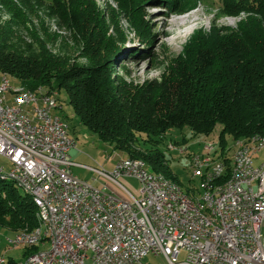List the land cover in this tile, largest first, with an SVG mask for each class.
<instances>
[{
	"label": "trees",
	"instance_id": "trees-1",
	"mask_svg": "<svg viewBox=\"0 0 264 264\" xmlns=\"http://www.w3.org/2000/svg\"><path fill=\"white\" fill-rule=\"evenodd\" d=\"M114 1L128 22L141 29L149 26L145 12H141L144 7L183 15L197 5L216 3L223 16L245 12L264 21V0ZM0 4L16 13L11 0H0ZM102 4L107 18L94 0H50L48 5L61 25L72 32L74 41L82 45L79 57L88 64L70 63L67 57L50 53L41 42L34 52L27 53L30 46L24 50L15 47L7 36L11 29L0 26V73L7 74L1 76L12 78L15 87L38 95L53 97V91L65 89L73 114L98 140L126 159L144 162L150 173L163 174L179 186L163 151L165 143L167 151L180 148L175 142H165L168 131L186 129L193 137L209 136L220 126V147L215 145L228 172L226 144L239 138L249 141L264 136V30L260 21L248 18L245 24L250 21L251 27L242 23L227 37L212 36L211 41L185 46L188 55L172 59L160 79L143 81L128 89L124 82L117 83L120 78L116 69H124V63L131 62L136 54L117 62L122 47L115 45L110 55L102 57L107 50V24L113 26L114 20L113 9L105 1ZM198 35L199 32L193 34V38ZM147 55L139 60H149L151 56ZM169 145L176 149L170 150ZM185 152L183 149L179 154ZM16 188L12 181H0V227L10 238L39 225L31 198L19 194ZM38 249L26 248L25 258ZM3 264L20 263L7 258Z\"/></svg>",
	"mask_w": 264,
	"mask_h": 264
},
{
	"label": "built area",
	"instance_id": "built-area-1",
	"mask_svg": "<svg viewBox=\"0 0 264 264\" xmlns=\"http://www.w3.org/2000/svg\"><path fill=\"white\" fill-rule=\"evenodd\" d=\"M50 107L58 103L47 104L35 91L0 78V156L10 165L6 173L43 203L55 237L52 251L26 264H139L149 253L162 255L168 264H264V164L251 162L252 154L264 150L231 147L234 186L214 199L206 194L211 180L204 182L199 198L216 204L217 214L213 223L199 222L196 208L182 196L170 195L121 159L110 173L89 170L116 185L126 201L73 176L71 168L78 165L68 153L76 145ZM213 145L204 146L202 159ZM125 178L139 183L137 194L119 182ZM31 233L6 238V244H39ZM181 252L183 262L177 259Z\"/></svg>",
	"mask_w": 264,
	"mask_h": 264
},
{
	"label": "rangeland",
	"instance_id": "rangeland-1",
	"mask_svg": "<svg viewBox=\"0 0 264 264\" xmlns=\"http://www.w3.org/2000/svg\"><path fill=\"white\" fill-rule=\"evenodd\" d=\"M11 1L16 8L15 14L10 13L9 9L0 4V26H6L11 29L7 33L10 43L21 50L27 49L30 46L31 50L27 51L29 53L34 52L37 49V44L41 42L50 53L65 56L70 60V63L88 64L85 58L79 57L82 45L74 41L72 32L63 27L58 18L48 10L50 0ZM94 1L103 11L102 13L106 18L108 14L103 9V1L107 2L114 12L112 14L114 15L113 26L107 24L109 27L107 50L102 53V57L110 55V48L115 45L122 47V53L117 57V62L127 60L128 54H136L131 62L124 63V69H116V75L120 78L117 83L124 82L127 84L128 89L140 85L143 81L160 79L161 75L166 73L169 62L172 59L186 54L187 50L185 46L195 45V43H205L211 41L213 37H227L231 34V31L239 29L242 23L246 27H251L252 23L250 21L251 26H248L249 22L245 24L248 18L260 21L264 30V21L261 22V17L258 15L243 12L235 16H223L216 9L218 7L216 3H213V5L211 3L197 5L196 9L182 15L189 16L184 20L183 24H175L181 16L171 15L169 11L162 8H145L143 6L144 8L141 9V12H145V21L148 22L149 26L147 29H141L134 27L128 22L114 0ZM197 32H199V35L193 38V34ZM145 54L151 56L150 59L146 61L139 60L140 56H144ZM1 75L7 76V74L2 73ZM9 80L12 82L13 79L9 77ZM122 87L125 86L122 84ZM50 95L58 103V108L52 111V115L57 114L56 116L62 119L66 125L68 136L74 140L76 145L68 153L70 161L78 165L71 168L72 175L95 188L103 189L105 187L106 193H112L116 199L122 201L128 200L127 196L116 185L89 170L98 169L110 173L120 159L123 160L127 157L114 151L109 145L102 143L93 133L80 124L78 118L72 112L69 105V97L65 89L60 92L53 91V94ZM220 129V126H216L209 136L193 137L186 129H171L166 134L165 142L177 143L176 146L180 147L178 151L182 150L183 152V149L186 150L184 155H180V151H167L166 143L163 146V151L169 158L167 165L171 170V176H175L179 180L180 188L186 194L188 190L189 195H187L190 198H199V191L202 189L201 176L203 173L202 170L194 167L191 158L193 156H202L204 146L211 142L214 145L210 151L206 152V155L209 157L221 156L218 154L216 146L220 147L217 140ZM233 142L229 141L225 146L226 152L229 151V158H232L234 153V150L231 148ZM173 148L174 150L176 149L175 147ZM254 162L256 165L264 164V151L254 157ZM0 168H3L5 173L10 169L8 160L3 156H0ZM129 179L127 181L134 188H139V183L136 180ZM0 181L2 180L0 179ZM119 182L124 184L122 180H119ZM16 187L19 194H25L23 188ZM7 237L0 227L1 264L7 258H12L18 263L23 264L27 259L24 255L26 248L9 247L6 244ZM39 251L44 252V248H39L37 252ZM177 259L179 262H183L185 260V253L181 252L178 254Z\"/></svg>",
	"mask_w": 264,
	"mask_h": 264
},
{
	"label": "bare ground",
	"instance_id": "bare-ground-1",
	"mask_svg": "<svg viewBox=\"0 0 264 264\" xmlns=\"http://www.w3.org/2000/svg\"><path fill=\"white\" fill-rule=\"evenodd\" d=\"M181 17L177 21L174 20L176 21L175 24H183L184 20L187 19V17L189 16L185 15ZM2 78L5 81V83L12 85L7 77L3 76ZM39 97H44L45 103L47 104H54L56 101L53 97L47 95H39ZM54 109H57V107H50V115L52 117H57L52 115V111ZM62 127L65 130H67L66 125L63 121H62ZM68 141H74V140L68 136ZM233 145H235V150H242V149L264 150V136L256 137L250 139L249 141H245L241 139L235 140L233 142ZM169 149L174 150L172 146H169ZM179 151L181 154L183 153L182 150ZM257 155L258 154L251 155V162H254V157ZM222 157H223L222 155L218 157H209L208 155H206V159H202V156H193L191 158L194 167L198 170L203 171L201 176L202 188L204 186V182L211 180L210 183L206 185V194H214V199H221L222 196H224L227 192H229L232 189L237 175V165H236L235 157L232 155V158H230L229 160L230 168L228 172H226L227 167H226V163L224 162L225 159ZM122 161L127 162L128 165L134 167L135 169H138L141 172V174L150 176L155 182L168 189L170 191V195L182 196L189 205L196 208V215L199 216V222H205V223L214 222L213 214H217L216 204H211V202L203 203V201L200 198L198 199L190 198L176 183L167 179L163 175L150 173L147 169L146 164L142 161L129 160V159H123ZM0 177L2 180L12 181L16 186L23 188L25 194L31 198L36 208L35 209L36 216L38 218L39 225L37 226L36 229L32 231L31 240L39 241V244L37 242H28L25 245H17L13 247L32 248L34 246H38V248H44V252L42 251L37 252L36 254L27 258L23 264L31 262L35 257H42L47 255L48 251H52L55 247V237L53 234L52 227H48L47 210L44 207L43 203L40 202L37 199L34 192L28 190L27 187L23 185L16 176L10 175L0 170ZM16 237L17 235L11 238H16ZM46 247H48V249H46Z\"/></svg>",
	"mask_w": 264,
	"mask_h": 264
},
{
	"label": "crops",
	"instance_id": "crops-1",
	"mask_svg": "<svg viewBox=\"0 0 264 264\" xmlns=\"http://www.w3.org/2000/svg\"><path fill=\"white\" fill-rule=\"evenodd\" d=\"M0 78H1V73H0ZM55 114H56V111H55ZM121 180L132 193L137 194L138 188L137 189L134 188V186L127 181V180H130L129 178H125ZM139 264H168V263L162 255L149 253L143 258V260Z\"/></svg>",
	"mask_w": 264,
	"mask_h": 264
}]
</instances>
